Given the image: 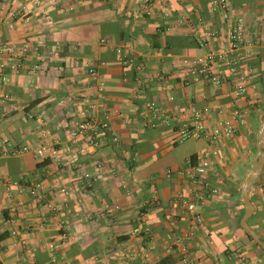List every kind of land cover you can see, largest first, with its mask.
I'll list each match as a JSON object with an SVG mask.
<instances>
[{
  "label": "crops",
  "instance_id": "crops-1",
  "mask_svg": "<svg viewBox=\"0 0 264 264\" xmlns=\"http://www.w3.org/2000/svg\"><path fill=\"white\" fill-rule=\"evenodd\" d=\"M209 1L0 0L2 38L18 46L28 43L26 65L39 66L31 73H11L10 81L0 85V97L9 94L0 100V137L37 146L42 129L48 128L52 140L68 144L77 108L97 93L88 73L95 66L106 84L109 119L118 138L109 136L79 155L97 178L91 188L72 174L74 156L61 164L37 158L32 151L0 158V261L184 264L177 247L164 246L190 223L174 202L182 184L166 171L197 155L209 156L210 150L198 138L176 142L173 126L188 120L190 105L209 108L212 119L217 118L214 107L231 100V86L184 84L175 74L161 80L158 72L164 61L177 68L183 56L203 53L207 48L200 42L210 37L209 27H226L223 11L210 8ZM231 1L247 34L257 39L254 71L244 101L245 122L238 135L218 145L225 181L220 194L203 206L202 227L190 241V257L197 264H264V253L240 225L241 185L256 161L257 133L264 122V0ZM166 5L174 8L169 17L162 15ZM183 14L187 17L180 20ZM154 100L172 117V126L147 122V105ZM260 175L252 190L255 211L249 222L264 239V168ZM37 182L59 205L57 212L30 194L29 187ZM62 186L70 194H59ZM20 201L29 207L24 209ZM117 202L119 209L105 208ZM61 221L70 238L59 248V260L51 262L45 242L60 235Z\"/></svg>",
  "mask_w": 264,
  "mask_h": 264
},
{
  "label": "built area",
  "instance_id": "built-area-1",
  "mask_svg": "<svg viewBox=\"0 0 264 264\" xmlns=\"http://www.w3.org/2000/svg\"><path fill=\"white\" fill-rule=\"evenodd\" d=\"M209 6L213 10L223 11L226 27L222 29L209 27L210 37L203 38L200 42L207 48L203 53L183 56L177 68L164 61L158 72V78L161 80L175 74L184 84L193 81H206L213 87H220L227 82L231 86L228 93L231 100L227 103L219 102L214 107L218 113L217 118L212 119L209 108L202 109L190 105L187 108L190 114L188 120L173 126L176 142H182L188 138H198L206 141L210 150L209 156L197 155L190 159L185 166L176 169L169 168L166 171L167 176L176 175L182 184L175 193L174 202L182 216H189L190 223L183 234L166 240L164 246L169 250L177 247L182 253L184 264H197L190 257V241L202 227L203 206L220 194L225 181V176L217 160L220 151L218 145L238 135L240 127L245 122L247 107L244 101L248 97L251 76L254 71L251 60L254 58V46L257 43L254 36L250 37L247 34L244 18L233 12L231 0H210ZM24 7L26 8V6ZM173 12L174 8L166 5L162 10V15L169 17ZM146 13L151 14L152 11L148 9ZM186 17L183 14L179 19L185 20ZM2 36L3 29L0 27V85L10 81L11 73H20L24 70L31 73L39 68L38 64L26 65L30 52L28 43L18 46L5 41ZM211 40L214 42L213 45H210ZM88 73L96 82L97 93L81 102L77 108L76 116L70 122L68 144L63 145L55 139L52 140L50 129L43 128V140L37 146L16 144L7 138L0 137V158L32 151L37 158H50L61 164L68 159V156H74L70 168L75 179L85 181L89 188L93 187L97 178L89 168L83 165L79 155L85 154L88 146H99L109 136L114 140L118 138L109 119L110 108L107 105L105 81L99 77V71L95 66H90ZM143 75L147 77L149 74L143 72ZM202 96L207 97V94L203 92ZM8 97L9 94L5 93L0 97V100L3 101ZM2 113L3 111L0 109V117H2ZM145 117L153 127L162 124L172 126V117L155 100L148 103ZM97 163L98 166H101L100 161ZM28 191L40 202L45 203L51 212L59 210L56 201L47 198L45 185L42 182L31 185ZM57 191L62 195L70 194V190L65 186L59 187ZM20 205L24 209L29 207V203L24 201H20ZM120 207L118 202L105 204V208L109 210ZM12 233L16 234L17 230L14 229ZM69 238V231L61 221L60 235L52 236L45 242V246L50 252L51 262L59 260L58 250L68 242ZM0 264L6 263L0 261Z\"/></svg>",
  "mask_w": 264,
  "mask_h": 264
},
{
  "label": "water",
  "instance_id": "water-1",
  "mask_svg": "<svg viewBox=\"0 0 264 264\" xmlns=\"http://www.w3.org/2000/svg\"><path fill=\"white\" fill-rule=\"evenodd\" d=\"M258 155L254 162L251 171L243 180L241 185V194L244 204V213L240 220L242 229L251 236L255 243H257L264 250V239L258 234L257 230L250 224V218L255 211V205L252 200V190L255 182L259 178L264 168V122L261 124L257 133Z\"/></svg>",
  "mask_w": 264,
  "mask_h": 264
},
{
  "label": "trees",
  "instance_id": "trees-1",
  "mask_svg": "<svg viewBox=\"0 0 264 264\" xmlns=\"http://www.w3.org/2000/svg\"><path fill=\"white\" fill-rule=\"evenodd\" d=\"M260 176H261V175H260ZM260 176H259L258 179H260ZM258 179H257V181L255 182V184L258 183ZM252 200H253V198H252ZM256 230L259 232L258 228H256ZM246 235H247V237L253 242V244H254L255 246L259 247V248L261 249V251L264 253V250H263V249H262L257 243L254 242L253 238H252L251 236H249L248 234H246Z\"/></svg>",
  "mask_w": 264,
  "mask_h": 264
}]
</instances>
